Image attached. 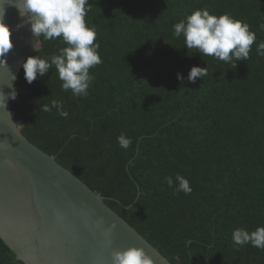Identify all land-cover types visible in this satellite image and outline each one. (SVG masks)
I'll return each instance as SVG.
<instances>
[{
    "label": "trees",
    "instance_id": "1",
    "mask_svg": "<svg viewBox=\"0 0 264 264\" xmlns=\"http://www.w3.org/2000/svg\"><path fill=\"white\" fill-rule=\"evenodd\" d=\"M103 63L87 97L64 91L53 66L29 84L22 69L12 113L36 146L56 157L172 264H264L232 232L264 226V56L234 67L189 50L173 25L197 9L228 13L264 41V0H90ZM87 7V6H86ZM34 56L66 47L41 37ZM192 67H207L195 83ZM180 73L183 81L177 79ZM52 100L69 113L42 111ZM125 135L129 148L118 143ZM184 176L174 193L165 177ZM0 264H24L0 238Z\"/></svg>",
    "mask_w": 264,
    "mask_h": 264
},
{
    "label": "water",
    "instance_id": "2",
    "mask_svg": "<svg viewBox=\"0 0 264 264\" xmlns=\"http://www.w3.org/2000/svg\"><path fill=\"white\" fill-rule=\"evenodd\" d=\"M0 0L14 48L0 66V238L24 264H112V254L143 248L154 264H172L56 157L33 144L12 113L22 65L42 49L27 17Z\"/></svg>",
    "mask_w": 264,
    "mask_h": 264
},
{
    "label": "clouds",
    "instance_id": "3",
    "mask_svg": "<svg viewBox=\"0 0 264 264\" xmlns=\"http://www.w3.org/2000/svg\"><path fill=\"white\" fill-rule=\"evenodd\" d=\"M87 6V7H86ZM21 17H27L31 25L33 36L38 40L53 41L62 39L67 45L59 49V54L48 58L30 56L22 67L26 81L31 84L38 78L45 77L50 68L55 67L61 87L64 91H71L75 97H87L89 88L95 80L90 69L103 63L99 54L100 43L97 41V32L94 27H88L85 17L91 11L90 0H22V6L16 5ZM0 15V66H7V55L14 48L12 32L4 23ZM174 37H183L185 46L191 50L196 49L201 56L212 57L232 64L234 67L242 60L250 58L252 46L256 44V52L264 56V41L257 42L256 33L251 26L238 20L228 13L216 16L210 14L207 8L197 9L184 19L173 25ZM264 28V25H261ZM207 67H192L187 77L188 81L195 83L197 78L207 76ZM177 79L184 80L182 74ZM18 93L13 89L10 98L15 100ZM7 97L0 92V108H5ZM56 109L60 117L67 118L69 113L64 109L63 103L52 100L51 106L45 104L42 111L51 112ZM119 145L127 149L131 140L121 135L117 138ZM165 182L174 193L192 192L190 181L180 174L165 177ZM232 241L238 247L251 245L264 251V226L257 227L249 232L239 227L232 232ZM177 264H181L180 257H175ZM112 264H154V260L143 248H129L112 254Z\"/></svg>",
    "mask_w": 264,
    "mask_h": 264
}]
</instances>
